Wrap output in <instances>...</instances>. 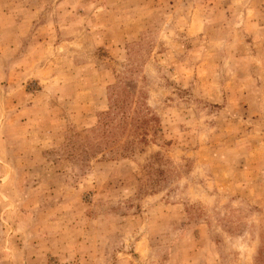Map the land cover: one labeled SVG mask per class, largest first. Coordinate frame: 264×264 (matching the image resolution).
Masks as SVG:
<instances>
[{
  "label": "rangeland",
  "instance_id": "1",
  "mask_svg": "<svg viewBox=\"0 0 264 264\" xmlns=\"http://www.w3.org/2000/svg\"><path fill=\"white\" fill-rule=\"evenodd\" d=\"M0 264H264V0H0Z\"/></svg>",
  "mask_w": 264,
  "mask_h": 264
},
{
  "label": "trees",
  "instance_id": "2",
  "mask_svg": "<svg viewBox=\"0 0 264 264\" xmlns=\"http://www.w3.org/2000/svg\"><path fill=\"white\" fill-rule=\"evenodd\" d=\"M112 102H113V106H114L111 109L112 111L109 110V111L105 112L104 114H102V123L100 125L99 130L96 129L92 132L93 134H95L96 137L99 134V136L101 138H104L107 136V134H108L107 132H110V129H112V123L117 118V114L120 110V109L117 110V100H112ZM121 113H124V112H121Z\"/></svg>",
  "mask_w": 264,
  "mask_h": 264
}]
</instances>
